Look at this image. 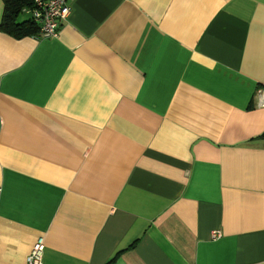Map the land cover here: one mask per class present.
Here are the masks:
<instances>
[{"label":"crops","instance_id":"obj_1","mask_svg":"<svg viewBox=\"0 0 264 264\" xmlns=\"http://www.w3.org/2000/svg\"><path fill=\"white\" fill-rule=\"evenodd\" d=\"M262 136L264 0L0 29V264L40 236L43 264H264Z\"/></svg>","mask_w":264,"mask_h":264},{"label":"built area","instance_id":"obj_2","mask_svg":"<svg viewBox=\"0 0 264 264\" xmlns=\"http://www.w3.org/2000/svg\"><path fill=\"white\" fill-rule=\"evenodd\" d=\"M72 0H34L31 8L21 11L32 23L38 26V35L41 38H56L60 26L65 22L71 11ZM218 234H212L215 238ZM45 241L42 236L33 243L24 264H43Z\"/></svg>","mask_w":264,"mask_h":264},{"label":"trees","instance_id":"obj_3","mask_svg":"<svg viewBox=\"0 0 264 264\" xmlns=\"http://www.w3.org/2000/svg\"><path fill=\"white\" fill-rule=\"evenodd\" d=\"M33 1L34 0H2L3 14L0 29L15 38L35 35L38 32V26L32 23L28 18L23 21L19 20L22 9L31 8ZM107 264H113V259Z\"/></svg>","mask_w":264,"mask_h":264},{"label":"rangeland","instance_id":"obj_4","mask_svg":"<svg viewBox=\"0 0 264 264\" xmlns=\"http://www.w3.org/2000/svg\"><path fill=\"white\" fill-rule=\"evenodd\" d=\"M26 18H27V17H26L25 15H22V14H21L20 17H19V20H20V21H23V20H25Z\"/></svg>","mask_w":264,"mask_h":264}]
</instances>
